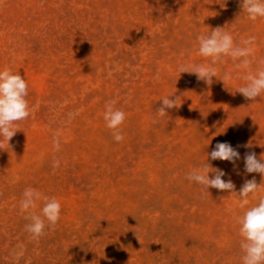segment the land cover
Segmentation results:
<instances>
[{
	"label": "rangeland",
	"instance_id": "rangeland-1",
	"mask_svg": "<svg viewBox=\"0 0 264 264\" xmlns=\"http://www.w3.org/2000/svg\"><path fill=\"white\" fill-rule=\"evenodd\" d=\"M217 27L235 45L255 37L248 69L198 54L197 37ZM260 60L264 18L248 19L240 0H0V70L26 80L31 110L0 149V264H242L241 197L186 187L176 167L185 151L190 171L221 169L237 193L245 180L262 183L243 157L264 154V93L253 101L237 91ZM199 64L217 68L210 86L179 72ZM167 96L181 106L161 117ZM110 101L126 113L121 142L103 118ZM217 142L240 153L235 167L210 159ZM29 187L61 204L55 229L39 240L20 211ZM262 196L264 184L247 207ZM43 203L31 211L40 215Z\"/></svg>",
	"mask_w": 264,
	"mask_h": 264
},
{
	"label": "clouds",
	"instance_id": "clouds-1",
	"mask_svg": "<svg viewBox=\"0 0 264 264\" xmlns=\"http://www.w3.org/2000/svg\"><path fill=\"white\" fill-rule=\"evenodd\" d=\"M242 11L247 13L248 19L256 21L258 18H264V0H240ZM199 48L198 54L205 58H211V65H215L224 56L232 60H240L238 67L249 68L253 55L255 37L244 38L241 45H235L233 37L224 28L217 27L211 30L210 35H200L197 37ZM259 64L264 66V60ZM180 73H189L196 75L197 79L204 81L207 85L213 83V77L218 78V70L214 66L207 64L199 65H181ZM230 79V74L225 73L221 81ZM247 83L237 89L248 100H255L256 97L264 93V67L258 68L255 73L248 71L242 77ZM28 96V85L26 80L17 73H13L9 68L0 70V149L3 150L6 141L10 148L9 141L14 137L17 127L16 122L29 118L30 108L26 97ZM172 96V95H171ZM167 96L162 98V105L157 110L162 117L167 115L166 109L179 108V97L170 99ZM115 102L110 101L105 106L103 118L106 127L112 130L113 139L116 142L124 140L121 125L126 119V113L114 107ZM53 147L55 151H60L61 143L58 137L53 138ZM239 147V146H238ZM244 147H251L250 144ZM211 160L228 161L236 166L240 153L229 142H217L215 148L211 151ZM244 166L246 173H259L264 184V154L260 159L254 152L245 153ZM60 167V160L54 159L52 163L53 171ZM213 172L214 176L209 178V173ZM225 172L218 168H212L210 164L192 169L186 179L202 185L208 191L209 188H215L222 192L235 193L241 200L239 207L247 210L243 215L238 217L240 225L239 232L243 237L240 247L243 252L242 264H264V196L260 197L258 203L254 206L247 207L250 204L249 197L256 198L260 185L257 184L255 177L251 180H245L239 192L235 191V184L229 178L223 179ZM43 200V207L40 209L41 214L37 215L34 210L37 208V202ZM20 211L27 212V219L30 223L26 225V231L31 235L33 240H39L46 234V227L54 230L61 214V204L55 197L43 196L39 191L29 187L23 193L20 201ZM47 222V224H46ZM138 238V237H137ZM139 240V238H138Z\"/></svg>",
	"mask_w": 264,
	"mask_h": 264
},
{
	"label": "trees",
	"instance_id": "trees-1",
	"mask_svg": "<svg viewBox=\"0 0 264 264\" xmlns=\"http://www.w3.org/2000/svg\"><path fill=\"white\" fill-rule=\"evenodd\" d=\"M253 124H254V122L250 124V130L252 131V133H254V136H255V133L257 132L258 129H257V127H256L255 125H253ZM109 136H110V133H109V135H108L107 137L109 138ZM230 142H231V141H230ZM171 153H173V152H171ZM183 153H184V156H185V157H184V165H183V167H181V168H179V169L176 167V169L179 171V178L182 177L184 185H185L186 187H190V186H193V184H191V183H192L191 181H189L188 179H186V175L190 172L189 167L193 165L194 158L191 157V156H187V154L185 153V151H184ZM169 157H170V156H169ZM172 157H173V156H172ZM175 164H176V160L173 161V159H168V160L164 163L165 166H169L170 168H172ZM161 175H162V174H161ZM161 175H160V176H161ZM177 177H178V176H177ZM165 178L168 179V176L166 175ZM165 184H166V185H165ZM161 185H164V187H165V186L169 187V186H171V183H167V182H164V183H163V182H162V183L159 184V186H161ZM180 198H182V197L180 196Z\"/></svg>",
	"mask_w": 264,
	"mask_h": 264
}]
</instances>
